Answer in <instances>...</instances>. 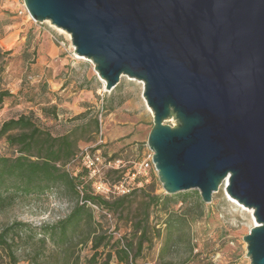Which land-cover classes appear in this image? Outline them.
<instances>
[{
	"label": "water",
	"instance_id": "water-1",
	"mask_svg": "<svg viewBox=\"0 0 264 264\" xmlns=\"http://www.w3.org/2000/svg\"><path fill=\"white\" fill-rule=\"evenodd\" d=\"M67 31L104 88L144 83L147 143L167 194L226 191L254 211L244 236L264 264V0H24ZM176 124L165 123L169 118Z\"/></svg>",
	"mask_w": 264,
	"mask_h": 264
},
{
	"label": "rangeland",
	"instance_id": "rangeland-1",
	"mask_svg": "<svg viewBox=\"0 0 264 264\" xmlns=\"http://www.w3.org/2000/svg\"><path fill=\"white\" fill-rule=\"evenodd\" d=\"M0 67V90L12 93L0 104V126L30 114L39 125L61 135L98 115L103 142L96 145L99 137L92 126L93 131L78 143L79 154L97 147L125 160L143 161L148 156L153 113L145 102L144 83L124 75L112 91H106L94 62L75 52L71 35L50 21H35L24 0H0ZM84 111L89 115L78 117ZM165 123L175 125L176 119ZM11 153L5 138L0 139V155ZM77 163L69 165V170L76 171ZM149 174V180L127 194L124 205L113 211V221L91 209L92 217L87 215L71 230L64 244L59 235L45 237L43 228L65 218L79 203L72 190L59 184L45 192H11L13 197L0 204V231L15 222L28 226L14 232L15 259L0 247V264H103L110 246L95 250V239L112 234L113 240L136 241L134 225L146 209L152 243L144 244L137 260H132V252L126 263H117L112 253L110 264H252L244 236L255 222L242 204L231 200L225 183L210 202H204L198 189L167 194L157 171ZM148 195H169L171 200L148 206ZM172 210L187 214L189 224L168 229L165 220Z\"/></svg>",
	"mask_w": 264,
	"mask_h": 264
},
{
	"label": "trees",
	"instance_id": "trees-1",
	"mask_svg": "<svg viewBox=\"0 0 264 264\" xmlns=\"http://www.w3.org/2000/svg\"><path fill=\"white\" fill-rule=\"evenodd\" d=\"M11 96L9 90H0V104L4 98ZM86 115L89 113L84 111L78 117ZM92 126L98 133L100 128L98 115H91L69 132L61 135H54L49 129L39 125L30 114L10 118L0 126V139L5 138L12 150L10 155H0V204L13 197L10 195L11 192L14 195L45 192L59 184L65 185L78 196L79 203L69 215L43 228L45 237L59 235L61 244L69 241V232L77 228L87 215L92 217L88 201L102 205L113 212L121 208L127 198L125 195L108 200L95 193L94 186H91L93 178L81 163L78 143L93 131ZM75 161L78 162L77 170L70 171L68 167ZM148 198V206L151 203L159 204L161 199L166 205L171 200L169 195H148ZM165 224L168 229L187 225L188 215L172 210L168 212ZM27 226L25 223L15 222L0 231V247L7 250L14 259L16 258L13 249L16 244L14 232ZM150 229V212L146 209L134 225L136 241L122 238L113 240L112 234L100 235L95 239L93 248L97 250L104 245L110 246L109 258L103 264H110L112 253H115L117 263L129 262L132 252V260H137L142 255L144 244L152 243ZM43 241L45 243L46 239Z\"/></svg>",
	"mask_w": 264,
	"mask_h": 264
},
{
	"label": "built area",
	"instance_id": "built-area-1",
	"mask_svg": "<svg viewBox=\"0 0 264 264\" xmlns=\"http://www.w3.org/2000/svg\"><path fill=\"white\" fill-rule=\"evenodd\" d=\"M99 140L96 145L103 142V131L99 128ZM149 154L143 161L135 159L125 160L121 156L105 154L100 148H85L79 157L82 165L89 170L91 178H98L94 182V192L105 199L112 200L129 194L132 190L143 186L149 180L150 170L157 171L153 162V150L149 147ZM98 176V177H97ZM114 177L113 180L110 177ZM92 210L100 212L109 221H113L114 212L88 201Z\"/></svg>",
	"mask_w": 264,
	"mask_h": 264
},
{
	"label": "bare ground",
	"instance_id": "bare-ground-1",
	"mask_svg": "<svg viewBox=\"0 0 264 264\" xmlns=\"http://www.w3.org/2000/svg\"><path fill=\"white\" fill-rule=\"evenodd\" d=\"M58 28V27H57ZM58 29H61V28H58ZM61 30H63V29H61ZM67 35H68V37H70V34L67 32ZM103 80V83H104V85H105V80L104 79H102ZM142 82V81H141ZM145 98V97H144ZM146 100V99H145ZM146 102V101H145ZM146 105H147V108H148V110L150 111V112H152V109L149 107V105L147 104V102H146ZM225 186H226V184L228 183V180H226L225 182ZM223 183V184H224ZM227 194H228V192H227ZM228 196H230L229 194H228ZM230 198H231V200H233L234 202H236V203H238L239 205L241 204L238 200H236L235 198H233V197H231L230 196ZM243 205V204H242ZM243 208L245 209V210H247L248 212H250L251 213V215L253 216V220H254V222H255V224H257V221H256V219H255V217H254V211H253V209L252 208H248V207H246V206H244L243 205Z\"/></svg>",
	"mask_w": 264,
	"mask_h": 264
},
{
	"label": "crops",
	"instance_id": "crops-1",
	"mask_svg": "<svg viewBox=\"0 0 264 264\" xmlns=\"http://www.w3.org/2000/svg\"><path fill=\"white\" fill-rule=\"evenodd\" d=\"M43 76H44V74H43Z\"/></svg>",
	"mask_w": 264,
	"mask_h": 264
}]
</instances>
